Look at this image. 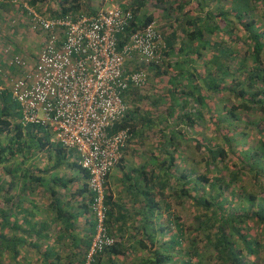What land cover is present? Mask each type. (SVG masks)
<instances>
[{
    "label": "trees",
    "instance_id": "1",
    "mask_svg": "<svg viewBox=\"0 0 264 264\" xmlns=\"http://www.w3.org/2000/svg\"><path fill=\"white\" fill-rule=\"evenodd\" d=\"M23 3L56 18L92 14L104 0H0V264H82L95 226L87 172L76 151L53 141L49 129L21 123L19 104L9 91V79L20 71L7 63L1 50L10 45L6 40L21 38L29 45L22 54L14 50L15 44L9 51L29 66L44 36L29 29ZM118 4L131 17L116 36L117 47L157 16L164 46L158 62L128 59L125 68L144 70L146 84L123 91L127 108L108 129L128 132L109 171L127 153L143 160L134 169L148 184L138 229L141 238L122 245L109 232L104 189L105 224L115 240L97 251L90 264H123L117 256L131 250L138 258L130 264H264L260 255L264 253V0H119ZM142 8L145 13L137 16ZM142 88L152 93L145 95ZM38 153L53 159L50 169L65 163L86 175L81 189L88 193L85 228L80 237L75 235L73 216L55 197L53 186L59 177L36 175ZM66 155L72 160L68 162ZM42 182H47L44 207L64 216L63 231L68 233L64 235L70 239L65 260L52 257L44 247L42 229L35 230L34 188ZM176 206L188 212L189 223ZM204 251H211L210 263Z\"/></svg>",
    "mask_w": 264,
    "mask_h": 264
},
{
    "label": "built area",
    "instance_id": "2",
    "mask_svg": "<svg viewBox=\"0 0 264 264\" xmlns=\"http://www.w3.org/2000/svg\"><path fill=\"white\" fill-rule=\"evenodd\" d=\"M23 6L29 29L44 36L29 66L20 55L9 54L10 45L2 47L7 63L20 71L9 79V91L19 104L21 123L49 129L53 141L76 151L78 163L87 172L95 226L82 264H90L97 251L115 240L105 224V176L117 163L128 132L127 128L108 129L127 108L123 91L129 86L142 87L147 80L144 70H127L123 63L132 57L142 63L158 62L163 37L150 21L117 47L116 36L131 14L115 0H104L92 14L56 18Z\"/></svg>",
    "mask_w": 264,
    "mask_h": 264
},
{
    "label": "crops",
    "instance_id": "3",
    "mask_svg": "<svg viewBox=\"0 0 264 264\" xmlns=\"http://www.w3.org/2000/svg\"><path fill=\"white\" fill-rule=\"evenodd\" d=\"M13 19H16V17ZM13 47L15 50V45ZM65 157L66 159L68 158V162L72 160L68 155ZM53 162L51 157L38 156L35 159V173L43 178L50 175L59 177V181L53 186L55 197H58L61 204L66 207V212L73 216L75 220L74 231L78 229L75 235L80 237L85 228L83 206L88 193L87 191L81 193V189L85 187L86 175L79 168L66 165L65 163L57 169H50ZM141 164H143L142 159L127 153L123 161L115 165L106 177L105 195L108 197L107 207L109 209L107 226L116 241L122 245L133 244L141 238L138 229L143 217L141 211L145 209L144 197L148 188L147 182L139 177L137 171L135 172L134 170ZM62 182L65 183V187ZM46 185L47 182H42L41 187L36 185L34 188L35 202L38 205H36V211H38L34 220L35 230L42 229L41 237H44L42 241H45L44 247L49 248L51 256L59 255L60 258L63 257L65 260L67 253H69L68 247L70 245L68 246V244H70V239L68 237L65 238L68 233L63 231L64 216L62 214L55 216L54 211L49 213V210L43 205V203L47 202ZM59 217L61 218L59 219ZM32 256L35 257L34 254ZM117 257L124 261L123 264H130L138 258V255L137 252L133 253L131 250L124 256Z\"/></svg>",
    "mask_w": 264,
    "mask_h": 264
},
{
    "label": "rangeland",
    "instance_id": "4",
    "mask_svg": "<svg viewBox=\"0 0 264 264\" xmlns=\"http://www.w3.org/2000/svg\"><path fill=\"white\" fill-rule=\"evenodd\" d=\"M117 3H119V0H115ZM109 3V2H108ZM107 3V4H108ZM145 13V9L144 8H142V9H140V11L138 12V15L137 16H141L142 14H144ZM153 21H154V23L156 24V25H159L160 23H161V21H158V16L156 17V18H154L153 19ZM160 22V23H159ZM163 22V21H162ZM10 39V38H9ZM16 39V38H15ZM15 39H14V41H15ZM10 41H11V43L9 42V40H6V42L7 43H10V44H15V50H16V52L17 53H21L22 54V50H25V49H29V45L28 46H26V43H25V41H22L21 40V38H19V39H16V42H14V41H12V39H10ZM16 43H19V44H16ZM23 44V45H22ZM40 47H38L37 46V51H38V49H39ZM30 50V49H29ZM31 62V61H30ZM128 59H126L125 61H124V63H123V66L124 67H126V68H128ZM160 79H162V78H160ZM159 81H161V80H159ZM151 82V81H150ZM154 85V84H153ZM151 90H149V88L148 89H140V92L141 93H143V94H145V95H150L152 92H150ZM149 99V98H148ZM139 105H145L144 103H142L141 101L139 102ZM140 107V106H139ZM150 142V141H149ZM41 154L40 153H38L37 155H36V158H38V156H40ZM194 157H199V156H197V155H194ZM262 184H264V181L262 182ZM176 211H177V213H179V215H181L182 216V218H184L185 220H184V222L185 223H189L190 222V219H189V217H188V212L186 211V210H184V208H181L180 206H176ZM262 242L264 243V239L262 240ZM210 252L211 251H204V256H205V258H206V262L207 263H210L211 261H212V255L210 254ZM260 255H261V257L262 258H264V253H262V252H260Z\"/></svg>",
    "mask_w": 264,
    "mask_h": 264
}]
</instances>
